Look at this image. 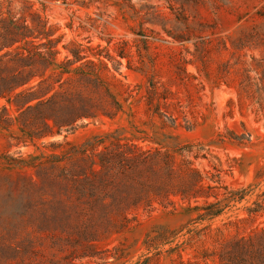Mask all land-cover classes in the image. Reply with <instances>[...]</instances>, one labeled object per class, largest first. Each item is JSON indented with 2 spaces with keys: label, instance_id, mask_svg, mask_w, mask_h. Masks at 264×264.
Masks as SVG:
<instances>
[{
  "label": "rangeland",
  "instance_id": "rangeland-1",
  "mask_svg": "<svg viewBox=\"0 0 264 264\" xmlns=\"http://www.w3.org/2000/svg\"><path fill=\"white\" fill-rule=\"evenodd\" d=\"M10 19L27 20L32 28L46 23L51 39L62 38L60 61L70 49L80 47L92 59L100 51L112 73L135 92L114 119L33 141L20 132L14 97L0 98V264H223L213 256L221 249L217 234L224 244L264 231V0H0V26ZM152 81L173 94L168 103L175 127L163 128L158 118L150 124L145 96ZM108 135L168 150L178 162L191 160L220 180L207 179L206 185L246 190V197L210 221L196 220L203 199H174L175 211L160 205L152 213L140 211L130 229L101 234L91 245L77 243L80 231L69 243L61 235L60 245L51 248L32 209L14 215L9 210L12 200L23 198L24 175L38 180L43 158ZM180 146L192 152L182 157ZM224 192L209 202L221 201ZM247 209L257 213L250 217ZM203 229L213 238L195 244L188 232ZM246 260L239 264L253 263Z\"/></svg>",
  "mask_w": 264,
  "mask_h": 264
},
{
  "label": "trees",
  "instance_id": "trees-1",
  "mask_svg": "<svg viewBox=\"0 0 264 264\" xmlns=\"http://www.w3.org/2000/svg\"><path fill=\"white\" fill-rule=\"evenodd\" d=\"M2 24L0 98L14 97L12 103L20 112L19 129L28 139L73 133L87 121L102 117L114 119L134 97L135 91L112 73L100 51L93 53L92 59L80 47L70 49L60 61L57 47L62 38L51 39L54 34L47 31L43 21L34 28L21 19ZM37 39L39 43L34 41ZM120 55L125 57L124 50ZM104 58L114 60L110 54ZM172 95L158 82L149 84L145 106L150 124L158 118L163 128L177 125L168 103ZM177 151L182 157L192 152L187 146ZM42 160L37 166L38 180L24 175L23 198L12 200L9 210L14 215L32 209V216L37 214L34 220L39 231L48 234L51 248L60 245L61 235H66L69 243L71 234L80 231L83 233L77 243L91 245L101 234L130 229L138 222L140 211L152 213L156 205L175 211L174 199L188 204L203 199L205 206L195 207L203 211L196 220L210 221L231 208V202L241 203L246 197V190L234 192L224 186L206 185L205 180L213 181L215 177L209 178L191 160L178 162L168 150L146 149L115 135L96 138L83 147H71L62 156ZM213 182L220 184V180ZM11 188L13 193L18 191L19 182ZM221 189L224 198L210 203V199L219 198ZM247 212L250 217L257 213L251 209ZM188 235L195 244L213 238L212 231L206 229L190 230ZM216 236L221 249L213 256L217 255L223 264L244 263L247 258L252 264H264V231L224 244L222 234Z\"/></svg>",
  "mask_w": 264,
  "mask_h": 264
}]
</instances>
